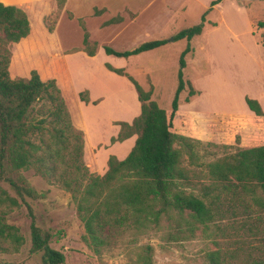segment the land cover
I'll use <instances>...</instances> for the list:
<instances>
[{
  "label": "rangeland",
  "instance_id": "1",
  "mask_svg": "<svg viewBox=\"0 0 264 264\" xmlns=\"http://www.w3.org/2000/svg\"><path fill=\"white\" fill-rule=\"evenodd\" d=\"M91 1L64 0L60 7L55 3L50 7L47 1L42 2L43 5L36 2L27 8L30 31L25 37L17 42H6L0 31V54L8 58V76L26 79L29 72L35 70L42 80L53 79L63 88L74 116L76 110V119L88 127V146L110 132L111 117L127 115L126 107H131L128 99L131 82L123 83L104 64L122 68L144 90L151 87L152 99L168 115L176 86L177 59L186 43L184 38L172 40V35L197 23L202 13L205 18L209 9L204 10L197 4L188 5L190 0L180 6L183 0H169L172 2L168 10L159 13L157 8L163 0H154L150 10L156 14L139 13L137 21L116 33L114 26H97V19L89 14L91 9H96L92 8ZM235 1L237 3L223 0L211 9L208 18L222 20L221 25L214 29L207 24L201 34L189 41L191 50L184 55L185 66L182 68L185 83L177 102L184 104L193 100L191 106L181 107L180 116L173 118V115L170 122L172 130L200 137L197 140L201 145L197 147L202 162L240 148L264 144V115L254 116L243 109L241 97L259 95L264 103V46L260 44V30L257 31L260 28L255 26L256 21L264 20V0ZM146 19L153 20L150 27ZM79 21L84 23L88 37L92 39L90 42H97L93 58H85L81 54L82 47L77 48L82 38ZM158 37L166 39L163 46L134 56H106L103 52V46L124 50ZM187 81L195 93L185 101ZM85 86L91 87L93 95L104 98L97 104L85 103L74 109V93ZM42 103L48 105L43 99L33 102L30 117H39L36 109ZM190 108L199 110L203 120L198 119L199 115L185 117ZM206 142L216 146L205 145ZM101 152L99 150L97 161L101 159ZM89 153L87 151L86 155ZM19 173L38 197L25 198L30 213L21 202L8 212L6 221L18 229L23 240L16 251L0 252V264H41L40 253L29 252L30 214L36 225L51 233L48 245L63 254V261L58 264H125L134 259L135 252L143 244L152 247V264H204L205 253L209 250L247 249L248 245H258L264 235L260 232L264 229L262 225L257 232L247 227L256 217V207L252 206L248 218L242 216L237 207L234 213L226 211L184 238L164 239L165 221L159 229L105 230L103 235L109 243L97 256L82 240L84 229L70 193L35 173L33 168L21 169ZM236 256L244 255L237 251Z\"/></svg>",
  "mask_w": 264,
  "mask_h": 264
},
{
  "label": "trees",
  "instance_id": "2",
  "mask_svg": "<svg viewBox=\"0 0 264 264\" xmlns=\"http://www.w3.org/2000/svg\"><path fill=\"white\" fill-rule=\"evenodd\" d=\"M53 1L59 7L64 2ZM218 1L211 0L210 5ZM102 10L94 9L93 14ZM203 20L204 13L197 23L172 35V40L184 38L186 43L178 55L176 86L168 115L151 99V87L144 90L122 68L104 64L108 70L125 76L132 83L139 113L129 123L116 121L119 131L109 138L110 142L121 141L132 134L136 137L124 158L118 160L114 155H108L107 168L101 175L89 167L84 157L83 134L74 123L77 121L76 110L74 116L63 89L53 79L42 80L35 70H31L26 79L10 78L8 58L0 54L1 253L16 251L23 240L18 229L6 221L8 212L21 202L30 213L25 198L38 197L19 173L27 168H33L35 173L70 193L84 229L82 240L97 256L109 243L103 235L109 229H159L165 221L164 239L184 238L191 236L200 225L223 216L224 212L234 213L237 207L242 216L248 218L252 206L256 207L257 213L247 227L254 232L261 225L264 227V216H259L264 215V144L240 148L202 162L197 147L201 142L170 130L178 93L185 83L182 79L184 55L191 50L189 40L200 33ZM119 21L121 16L115 15L103 24ZM79 24L82 28L81 49L87 55H93L96 44L88 40L81 21ZM255 26L261 28L260 44L264 46V20L256 21ZM0 31L6 42H17L29 33V17L24 5L0 2ZM165 42L163 38L150 39L124 50L103 46V51L126 58ZM186 83L188 90L184 100L188 101L195 90L189 81ZM77 95L79 100L88 101L85 90ZM39 99L48 105L42 103L36 109L39 117L32 118L29 111L33 102ZM243 100L254 115H264L256 99L245 95ZM205 145L216 146L209 142ZM260 232L264 234V229ZM29 237V252H39L41 264L63 261V254L48 245L51 233L36 225L31 214ZM261 239L258 245H248L247 249L209 250L205 253L204 264H264V235ZM237 251L244 256L237 257ZM125 264H152V247L140 245L134 259Z\"/></svg>",
  "mask_w": 264,
  "mask_h": 264
},
{
  "label": "crops",
  "instance_id": "3",
  "mask_svg": "<svg viewBox=\"0 0 264 264\" xmlns=\"http://www.w3.org/2000/svg\"><path fill=\"white\" fill-rule=\"evenodd\" d=\"M46 1H48L50 6L52 5L54 7V5H53L54 1L53 0H0V2L2 4H4V5H10V4L24 5L26 10H27L28 6L33 4V3L36 5L37 4L36 2L42 4V2H46ZM168 1L169 0H163V3L159 4V8H157V12H159V13L160 12H166L168 10L171 2H172V1L171 2H168ZM210 1L211 0H190V3H188V5L197 4V5L201 6V8H204V10L206 8H209L208 11L206 12L208 14V12L211 9H214L215 7H217V5H219V3L222 2L223 0H219L217 3H215L213 5H210ZM233 2L237 3L235 0H233ZM153 3H154V0H92L91 1L92 8H96V9L103 8V10L99 14H93V11H92L93 9H91L89 14L92 13L91 16H93L94 18L97 19V26L99 28H107V27L114 26L116 28L115 32L118 33L119 30L123 31L125 29V27L128 26L129 23H134L135 21H137V19L139 17V13H145V12L148 11L146 13V15L156 14V13H154V11L150 10L152 5H153ZM65 4H66V1H65ZM180 4H184V5L187 4L186 0L185 1L183 0V2H180L179 6H180ZM158 9H159V11H158ZM104 14L107 15L106 18L103 17ZM207 14H206V17L203 20V26H202L201 31H200L199 34H201V32L205 30V26L207 24H209L210 26H213L214 29H215L219 25H221V23H222V20H211V19H209L208 18L209 16ZM115 15H120L121 16V21L114 22V23L103 24L104 21H106L107 19H109V18H111V17H113ZM73 16H75V15L73 14ZM146 20H148V19H146ZM152 22H153V20H148V24L147 25H149V27H150L153 24ZM56 25H55V27H56ZM84 27H85V25H84ZM250 29L251 28H249L248 32L251 35ZM85 30H86V28H85ZM258 30L261 31V28L257 29V31ZM87 34H88V31H87ZM197 35H195V36H197ZM88 36H89V34H88ZM193 37H191L190 40ZM162 38L163 37H158V38H155V39H162ZM88 40L90 41L92 39H90L88 37ZM138 43H140V42H138ZM96 46H97V42H96ZM159 46H163V44L159 45ZM159 46H157V47H159ZM80 47H82V44L79 47H77V48H80ZM157 47H154V48L146 50V51L153 50V49H155ZM96 48H95V53H96V50H97ZM146 51H142V52H146ZM142 52H139V53H142ZM95 53L93 55H87L84 51L81 52V54L85 58H93ZM139 53H137V54H139ZM106 56H111V54H106ZM131 56H134V55H131ZM128 57H130V56H128ZM108 71H110V70H108ZM110 72H112V71H110ZM112 73H114V72H112ZM115 74L116 73H114V75ZM115 76L118 77L119 79H121V81H123V83H126L124 81L128 80L123 75L116 74ZM131 85L132 84L129 83V89H131L129 91L131 92L130 93L131 95L129 94L130 98H128L129 101H131V107H128V106L126 107L127 108V115H124V116L123 115H118V116L111 117L109 119L110 125H111L110 126V132L107 133L103 137L102 140H97L93 145L88 146L89 145L88 143L90 141L89 134H88V127L86 126V124L84 122L79 121V119L74 122L76 127L79 128L82 131V134H83V138H84V146H83L84 157H85V159H87L86 161L89 164V167L95 173H97L99 175L103 174L105 172L106 168H107L106 160H107L108 155H114L116 159L120 160V159H122V158H124L126 156V154L128 153V151L130 150L131 146L134 143V139L136 137L135 134H132V135L122 139L121 141L110 142V140H109L110 137L116 136V134L119 131V125L118 124H114L113 123L114 121L122 120V121H126V122L129 123L132 120V118L139 113V102L137 100L136 91H135L133 85H132L133 88L131 87ZM82 90H87V99H88L87 102H84V101H81V100L78 99V95L77 94H78L79 91H82ZM93 94L94 93L91 90L90 86H85L83 88H78L77 92L74 93V105H75V107L77 108V105L78 106H82L85 103L86 104H93L92 103L93 101L95 102L94 104H97L98 102H100V100H103V98H104L103 96H95ZM241 97H243V96L241 95ZM252 97H256L254 99L257 100V102L259 103L261 109H263V111H264V103H263L262 99L259 97V95L252 94L250 98H252ZM151 99H152V90H151ZM192 100H193V98H192ZM192 100L187 102V103H184V104L178 103L177 104V109L175 111V114H174L173 118L177 117L180 114V108L181 107H185V106L189 107V106H191ZM244 104L245 103H243V106H242L243 109L247 110L249 113L254 115L252 113V111H250L246 107V105H244ZM126 108H123V110L126 109ZM190 109L191 110H189V113L185 117L190 118V116L199 115L200 117L198 119H200V121L203 120V118H202L203 115L201 113H199V110H197L195 108H190ZM233 110H236V109H233ZM77 111H78V109H77ZM170 130L175 132V133H179V134L191 137V138L192 137L195 138V139H199L200 138L196 134L183 132L181 130L180 131H174V130H172V127L170 128ZM249 147H252V146H249ZM99 150L102 151L101 152L102 156H101L100 161L99 160L97 161L96 158L99 157ZM87 151L88 152L90 151L91 154L89 153V155H86Z\"/></svg>",
  "mask_w": 264,
  "mask_h": 264
}]
</instances>
